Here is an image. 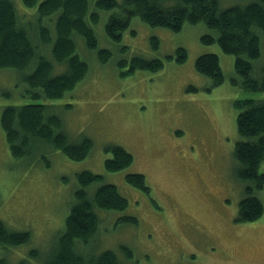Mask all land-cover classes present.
I'll list each match as a JSON object with an SVG mask.
<instances>
[{
    "label": "rangeland",
    "instance_id": "rangeland-1",
    "mask_svg": "<svg viewBox=\"0 0 264 264\" xmlns=\"http://www.w3.org/2000/svg\"><path fill=\"white\" fill-rule=\"evenodd\" d=\"M13 1L23 20L32 18L31 9ZM221 1L227 6L249 0ZM113 10H99L93 24L98 47H108L112 56L100 62L96 50L78 38V54L88 70L63 96L33 98L24 73L0 67V112L8 104L44 102L59 114L71 141L84 135L93 142L86 157L76 160L38 144L31 154L14 156L0 124V219L10 230L30 232L26 244H0V258L7 264H42L75 199L77 173L89 169L115 184L128 207L98 212L101 223L86 254L93 246L97 253L116 250L123 264H264V185L256 191L261 216L238 221L244 182L236 177L233 157L240 139L233 101L264 98V90L234 83L239 79L235 58L217 42L201 40L204 33H213L203 20L185 22L174 31L135 15L120 40L112 41L104 24ZM151 36L159 40L157 46ZM261 46L258 71H264V42ZM178 47L187 52L181 62L175 60ZM206 52L217 54L223 71L222 82L213 87L195 69V58ZM133 56L157 57L163 66L125 73ZM111 145L132 153L131 164L108 171L104 160ZM259 167L263 172L264 161ZM132 172L145 175L147 193L125 180ZM97 186L89 185L90 190ZM123 214L138 220L117 222ZM124 245L130 253L120 248Z\"/></svg>",
    "mask_w": 264,
    "mask_h": 264
},
{
    "label": "trees",
    "instance_id": "trees-1",
    "mask_svg": "<svg viewBox=\"0 0 264 264\" xmlns=\"http://www.w3.org/2000/svg\"><path fill=\"white\" fill-rule=\"evenodd\" d=\"M31 9L32 18L22 19L13 0H0V67H12L24 73L33 98L61 97L74 84L84 78L87 62L78 54L76 41L83 38L87 47L96 50L100 62L108 60L112 53L108 47H98L93 24L97 23L99 10H113L108 14L104 29L112 41H119L131 17L153 26H163L174 31L183 23L201 20L213 33H204L201 40L217 42L225 53L234 56V69L239 79L234 83L245 90H264V71H258L256 62L260 58L264 42V0H249L234 5L222 4L221 0H20ZM157 46L159 40L150 37ZM183 47L176 49V61L186 58ZM171 57V56H170ZM195 69L207 76L213 87L223 80V71L216 53H203L195 58ZM125 63V60H119ZM125 73L142 68L159 70L163 62L157 57L133 56ZM121 73V72H120ZM122 74V73H121ZM237 109L236 124L240 139L235 143L236 177L244 182V195L239 200L236 219L240 222L254 221L261 216L262 201L256 191L264 185V98L234 100ZM0 124L6 135L7 145L14 156L31 154L38 145L58 148L76 160L86 157L93 142L82 135L71 141L59 114L44 102L8 104L1 110ZM38 144V145H37ZM43 148V147H42ZM111 155L105 158V168L119 170L133 159L132 153L122 145L108 147ZM38 151V150H37ZM48 164V162H47ZM78 188L74 201L63 218L62 228L42 264H123L116 250L102 248L98 253L91 247L86 254L91 237L95 238L101 220L98 212L123 211L128 199L113 183L105 182L101 174L91 170L77 173ZM102 179V181L100 180ZM100 180V181H99ZM125 180L142 192H148L145 175L132 172ZM99 181V182H98ZM98 186L90 190L89 185ZM136 216H119L117 222L134 224ZM30 240L28 230H10L0 219V244L15 246ZM130 253L126 246H120ZM94 249V250H93ZM123 250V251H124ZM193 256V255H192ZM0 264H7L0 258ZM20 264H23L22 262ZM198 264V263H191Z\"/></svg>",
    "mask_w": 264,
    "mask_h": 264
}]
</instances>
